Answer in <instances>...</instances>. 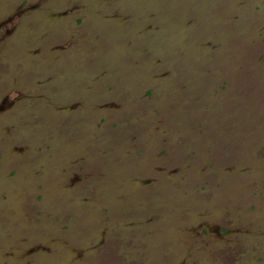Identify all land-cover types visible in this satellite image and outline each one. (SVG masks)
Instances as JSON below:
<instances>
[{"label": "rangeland", "instance_id": "1", "mask_svg": "<svg viewBox=\"0 0 264 264\" xmlns=\"http://www.w3.org/2000/svg\"><path fill=\"white\" fill-rule=\"evenodd\" d=\"M0 264H264V0H0Z\"/></svg>", "mask_w": 264, "mask_h": 264}]
</instances>
